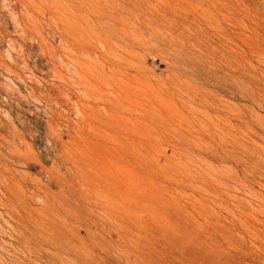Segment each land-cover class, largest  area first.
Instances as JSON below:
<instances>
[{"label": "rangeland", "instance_id": "rangeland-1", "mask_svg": "<svg viewBox=\"0 0 264 264\" xmlns=\"http://www.w3.org/2000/svg\"><path fill=\"white\" fill-rule=\"evenodd\" d=\"M0 136V264H264V0H0Z\"/></svg>", "mask_w": 264, "mask_h": 264}, {"label": "bare ground", "instance_id": "bare-ground-1", "mask_svg": "<svg viewBox=\"0 0 264 264\" xmlns=\"http://www.w3.org/2000/svg\"><path fill=\"white\" fill-rule=\"evenodd\" d=\"M133 36V35H132ZM150 39H152V37L151 38H149V37H143V36H137V37H130L129 38V41L131 42V44L132 45H135L136 47H138L139 48V52L142 50V52L141 53H139V55H138V57H139V59L140 60H142V59H145V57H146V55H149V56H155V57H157V56H159V57H161V58H163L162 56H163V51L158 47V46H156V45H154L153 43H150L149 41H150ZM67 89V88H66ZM63 94V93H62ZM80 95V94H79ZM66 98V97H65ZM64 99V98H63ZM68 101V100H67ZM73 103H75V101L73 102ZM73 103H72V105H73ZM69 104V103H68ZM76 104V103H75ZM77 105V104H76ZM76 107H78V106H76ZM75 107V108H76ZM61 109V108H60ZM76 113H78V112H76ZM58 116V115H57ZM75 118H76V116H75ZM58 119V118H57ZM61 119H63V118H61ZM183 120H185L184 118H183ZM66 122V121H65ZM13 126V125H12ZM68 126V125H67ZM204 127V126H203ZM16 128V127H15ZM31 128H29V130H30ZM72 129V128H71ZM1 137V136H0ZM14 137V136H13ZM89 148V147H88ZM11 149H13V148H11ZM18 165V164H17ZM20 166V165H19ZM42 172V171H41ZM74 178V177H73ZM29 187V186H28ZM34 195V194H33ZM32 200V199H31ZM73 234V233H72ZM101 250V249H100Z\"/></svg>", "mask_w": 264, "mask_h": 264}]
</instances>
